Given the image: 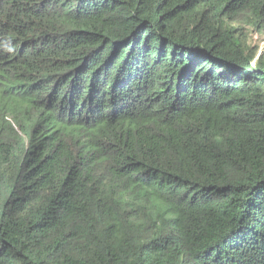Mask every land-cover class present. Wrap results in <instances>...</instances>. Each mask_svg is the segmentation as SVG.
Segmentation results:
<instances>
[{
    "label": "trees",
    "instance_id": "16d2710c",
    "mask_svg": "<svg viewBox=\"0 0 264 264\" xmlns=\"http://www.w3.org/2000/svg\"><path fill=\"white\" fill-rule=\"evenodd\" d=\"M264 0H0V264H264Z\"/></svg>",
    "mask_w": 264,
    "mask_h": 264
},
{
    "label": "rangeland",
    "instance_id": "374dc122",
    "mask_svg": "<svg viewBox=\"0 0 264 264\" xmlns=\"http://www.w3.org/2000/svg\"><path fill=\"white\" fill-rule=\"evenodd\" d=\"M250 45L253 47H257L259 51L263 50L264 48V35L261 34H253L250 40Z\"/></svg>",
    "mask_w": 264,
    "mask_h": 264
}]
</instances>
